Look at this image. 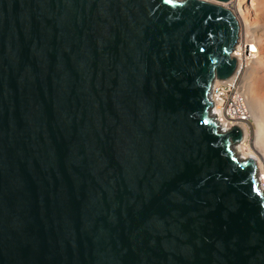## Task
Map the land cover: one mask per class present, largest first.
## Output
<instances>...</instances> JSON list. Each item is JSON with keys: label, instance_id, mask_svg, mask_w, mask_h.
Wrapping results in <instances>:
<instances>
[{"label": "water", "instance_id": "1", "mask_svg": "<svg viewBox=\"0 0 264 264\" xmlns=\"http://www.w3.org/2000/svg\"><path fill=\"white\" fill-rule=\"evenodd\" d=\"M229 1L0 0V264H264Z\"/></svg>", "mask_w": 264, "mask_h": 264}, {"label": "built area", "instance_id": "2", "mask_svg": "<svg viewBox=\"0 0 264 264\" xmlns=\"http://www.w3.org/2000/svg\"><path fill=\"white\" fill-rule=\"evenodd\" d=\"M234 1L237 3V0H230L224 5L232 4ZM249 50L241 33L240 25L238 40L232 53L237 59V68L233 75L234 79L216 80L210 91L211 111L215 118L222 122L225 130H230L234 125L239 127L242 123L246 126L251 121L247 98L238 81L239 76L246 68V58L251 54Z\"/></svg>", "mask_w": 264, "mask_h": 264}, {"label": "rangeland", "instance_id": "3", "mask_svg": "<svg viewBox=\"0 0 264 264\" xmlns=\"http://www.w3.org/2000/svg\"><path fill=\"white\" fill-rule=\"evenodd\" d=\"M236 4V1H234L232 4L224 6L234 13L236 11ZM248 4L252 12L255 13L256 18L255 20L252 19V22L256 27L250 30H246L245 28L244 30L241 29V33L244 36V40L247 37L253 40L256 51L254 50L255 53L247 57L246 63L248 65H245L246 68L239 76L238 81L242 89H246V92L250 89L251 92L248 93V98L254 96L261 104H264V0H248ZM245 81L247 83L246 86L248 85L246 88L244 86ZM247 132L248 138L246 140V146L251 152L254 151L253 154L255 155L256 152L253 146L255 145L256 124L253 120L247 124ZM237 151L239 152V149Z\"/></svg>", "mask_w": 264, "mask_h": 264}, {"label": "bare ground", "instance_id": "4", "mask_svg": "<svg viewBox=\"0 0 264 264\" xmlns=\"http://www.w3.org/2000/svg\"><path fill=\"white\" fill-rule=\"evenodd\" d=\"M253 13L254 12H252V9L250 8L248 4V0H237L236 11L233 14L235 15L236 19L241 25V29L244 30L245 28L246 30H250L256 27L255 24L252 22V19L255 20L256 18L255 13L254 14ZM245 42L247 44V47H249L250 49L249 52L251 54L255 53L256 50L254 49L255 44L253 40L248 39L247 37L245 39ZM231 79H234V76L231 77ZM246 84L247 83L245 81L244 83L245 88L248 86V85L246 86ZM243 91L246 95L247 102L249 105L251 121L253 120V122L256 124L255 145L253 146L256 154L254 155L253 154L254 151L251 152L250 149H248L246 146L248 132H247V125L245 126V124L243 125V123L239 125L243 133L242 141L237 147L233 148V151L235 153V156L240 160H246L248 159V157H251L255 160L256 167H257L256 177H257L258 187L260 190L264 192V104H261V102H259V100L256 99L254 96H251L249 98L247 97L248 93L251 92L250 89L247 92H246V89L245 90L243 89ZM215 119L220 125V128L222 130H225L222 122H219L217 118ZM237 149H239V152L237 151Z\"/></svg>", "mask_w": 264, "mask_h": 264}]
</instances>
